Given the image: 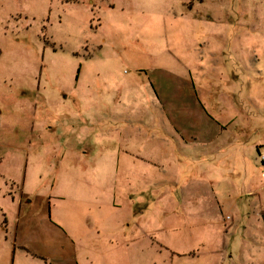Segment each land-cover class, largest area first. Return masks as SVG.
Here are the masks:
<instances>
[{"label": "rangeland", "instance_id": "1", "mask_svg": "<svg viewBox=\"0 0 264 264\" xmlns=\"http://www.w3.org/2000/svg\"><path fill=\"white\" fill-rule=\"evenodd\" d=\"M180 31L198 33L197 44L188 40L202 61L192 77L230 122L221 133L230 176H204L192 160L172 164L158 189L131 197L130 211L105 212L109 231L124 224L117 238L85 242L76 257L264 264V169L255 151L264 150V0H0V264H57L50 258L64 244L50 212L60 158L89 159L119 194L146 182L128 178L136 165L119 151L127 131L119 137L110 116L123 107L121 87L148 68L151 48L163 58ZM22 189L30 203L17 214Z\"/></svg>", "mask_w": 264, "mask_h": 264}, {"label": "crops", "instance_id": "2", "mask_svg": "<svg viewBox=\"0 0 264 264\" xmlns=\"http://www.w3.org/2000/svg\"><path fill=\"white\" fill-rule=\"evenodd\" d=\"M197 34L174 32L175 44L163 47L160 51L163 58L157 49L151 48V54L146 56L150 62L148 68L139 70L121 87L119 97L123 100V107L110 116L121 126L114 129L119 137L120 132L127 131L120 137L123 148L119 147V151L125 156L122 162L131 164L130 169L136 165V173L130 172L128 178L133 180L135 174H139L146 182L137 187L133 183L125 193L119 194L117 189V192L115 189L110 191L106 186L108 173L91 171L89 159L58 160L52 199L56 205L50 216L59 227L48 224L57 229L64 247H59L50 260L57 259V264H90L87 257L78 262L77 250L85 253V242L95 246L117 238L119 230L124 227L123 223L112 225L113 231H109L105 212L124 206L130 211L131 197L142 194L144 187L158 189V179L170 175L174 163L192 160L197 171L203 172L204 176L207 172L230 176L233 169L229 153L231 144L225 139L221 141V133L227 132L230 122L219 114L217 97L214 100L211 93L204 96L192 77V72H196L202 62L198 56L200 51L197 54L195 47L190 49L193 47L191 43L197 44V40H193ZM133 92L136 93V109L130 108L133 103H130L129 96ZM95 163L102 164L103 160ZM103 182L105 187H102ZM26 196L22 189L17 197V214L29 207H22V201L30 203ZM66 211L68 216L63 214ZM18 243L16 246L20 250L29 247L32 253L28 249L22 251L28 255L39 253L35 245Z\"/></svg>", "mask_w": 264, "mask_h": 264}, {"label": "built area", "instance_id": "3", "mask_svg": "<svg viewBox=\"0 0 264 264\" xmlns=\"http://www.w3.org/2000/svg\"><path fill=\"white\" fill-rule=\"evenodd\" d=\"M257 157L259 159L261 167L264 169V150H260L257 153Z\"/></svg>", "mask_w": 264, "mask_h": 264}, {"label": "trees", "instance_id": "4", "mask_svg": "<svg viewBox=\"0 0 264 264\" xmlns=\"http://www.w3.org/2000/svg\"><path fill=\"white\" fill-rule=\"evenodd\" d=\"M255 151H256V153H258V151H259V148L257 147V148L255 149Z\"/></svg>", "mask_w": 264, "mask_h": 264}]
</instances>
